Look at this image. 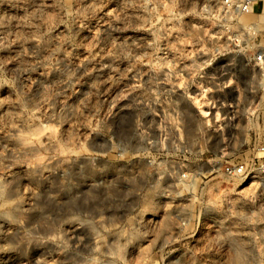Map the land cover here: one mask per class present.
Segmentation results:
<instances>
[{
    "label": "clouds",
    "instance_id": "obj_1",
    "mask_svg": "<svg viewBox=\"0 0 264 264\" xmlns=\"http://www.w3.org/2000/svg\"><path fill=\"white\" fill-rule=\"evenodd\" d=\"M35 2L23 0L29 7ZM71 3L56 0L69 17L84 15L80 9L73 13ZM187 4L188 0H126V9L149 14L145 25L155 39L145 48L153 53L145 50L134 56L139 44H117L112 39L107 55L146 62L156 73L169 71L163 79L141 77L112 102L104 119H99L100 101L92 104L91 94L79 103L68 102V90L79 83L77 73L83 65L61 67L55 50L44 59L26 49L11 60L0 59V89H11L16 97L0 99V108L5 104L13 108L0 116V131L10 129L13 142L11 148L0 146V248L28 257L30 264H143L148 256L152 264H163L165 257L169 264H189L187 252L169 255L166 249L194 236L202 242L198 249L202 254L193 252L191 257L194 264H264V231L256 227L264 224V0H203L202 5L194 0L190 9ZM45 6L41 3L29 15L43 19ZM89 8L95 10L94 5ZM188 16L199 18V26L184 25ZM185 27H191L186 35L199 47L178 59L191 64L180 68L176 59L170 62L166 57L154 63L155 53L161 51L159 42ZM100 35L98 31L97 42ZM20 39L0 37V50ZM13 61L16 66L10 68ZM40 68L43 78L33 79ZM53 72L59 75L58 83L51 82ZM192 85L200 89L202 99L204 93L219 89L225 115L212 123L193 113L187 103L195 100L189 93ZM120 100L129 103L116 111ZM74 121L92 129L82 146L75 128L62 148L56 146L61 141L51 137L43 143L29 136L36 127H63ZM206 152L212 153L209 171L203 162ZM136 155L146 163H132ZM226 158L232 161L231 171L215 167ZM212 171L219 183L205 184L204 177ZM222 183L228 185L225 199L238 185H245L238 195L253 219L239 233L209 232L201 218L203 209L213 211L205 189ZM168 197L189 202L178 206L181 221L187 222L161 223L160 209ZM239 202L228 200L233 208ZM192 216L201 220L203 235L199 228L193 233ZM173 227L179 230L174 232Z\"/></svg>",
    "mask_w": 264,
    "mask_h": 264
},
{
    "label": "rangeland",
    "instance_id": "obj_2",
    "mask_svg": "<svg viewBox=\"0 0 264 264\" xmlns=\"http://www.w3.org/2000/svg\"><path fill=\"white\" fill-rule=\"evenodd\" d=\"M40 2L46 5L43 11L47 15L43 19L29 15L36 11L41 4ZM193 2L194 0H188L186 7L190 9ZM125 3L126 0H72L71 11L77 13L78 9L84 10V15L76 14L69 17L65 9L56 4V0H36L35 5L31 7L25 5L23 0H0V37H6L7 40H16L18 36L22 37L10 47L0 50V59L11 60L25 49L28 51L35 50L37 52L36 58L44 59L55 50L56 60L63 62L61 67L67 65L76 68L83 65L77 73L79 83L76 84L74 89L68 90V102L79 103L91 94L92 104H95L97 100L100 101L102 107L99 119H104L112 102L126 89L134 85L137 80H140L141 77L144 81H147L152 75H158V78L163 79L164 74L169 71L168 68H163L159 73H156L150 71L146 62L137 63L135 60L130 61L123 56L117 59L107 55L112 50V39H115L117 44H123L124 42H127L128 45H133L134 42L139 44V48L133 49L134 56L143 55L145 50L149 55L153 53L152 48H145L155 39L149 30V26L145 25V20L150 19L149 14L144 12L143 9L138 10L131 7L126 9ZM199 3L202 5L203 0H199ZM90 5H94L95 10L90 9ZM117 16H119L118 19ZM174 23L176 22L173 21L172 24ZM183 23L184 25L195 24L199 26L200 21L199 18L188 16L184 18ZM172 24H166L165 27L171 28ZM98 31L101 33L99 42L95 39ZM191 31V27H185L183 32L173 31L166 39H162L159 42L161 51L155 53L154 63L157 58L166 57L170 62L176 59L180 68H183L185 64H191V60L184 59L181 62L178 59L183 54L194 53L196 48L199 47L194 38L186 35ZM215 31V29H212L213 33ZM161 35L164 36L166 33L162 32ZM33 37H38V39ZM203 39L207 41L208 36L205 35ZM185 40L189 42L185 43ZM27 59L31 58L27 57ZM15 66V61L9 65L10 68ZM85 69H88L90 74L85 75ZM115 69H119V71ZM145 73L147 75H144ZM43 75L44 69L40 68L39 73H34L32 78L36 79L37 76L43 78ZM58 81L59 75L53 72L51 82L58 83ZM223 82L222 80L218 81V83ZM93 85L97 87H93ZM168 87H171V85ZM205 87H209V85H205ZM224 91H227V89ZM0 92L4 93V99L11 98L15 100L16 98L11 89H0ZM199 92L200 89L195 85L190 86L189 93L195 97V100H189L187 103L193 113L199 116L200 119H205L207 113H202V110L209 109L212 102L218 101L220 103L223 99V93L219 89H214L211 92L204 93L202 99L198 95ZM133 95H136V93H133ZM128 103L129 100H120L116 106V111L121 110ZM89 115V109L85 108L84 117ZM92 124L95 126L96 121L93 120ZM25 126L22 125V127ZM50 128L53 142L61 141L60 144L56 145L61 148L63 143L73 136L72 130L74 128L76 129L75 134L81 141V146L88 140V133L92 131L88 128L86 122L80 123L78 121H74L71 125ZM25 130L27 131V126ZM39 133L36 130L30 132L29 136L30 138L35 137L39 141ZM104 135L107 138L108 134L104 133ZM1 136L8 137L3 131H0ZM0 146L11 148L13 142L7 138L6 141H0ZM247 151L248 148L245 145L244 152ZM41 159H43V156H41ZM205 159L203 157V162L206 161ZM141 160L146 163V158L139 155L131 158V162L134 164L139 163ZM173 199L177 198H166L163 207L160 209L161 223L168 219L175 221V214L179 211L177 209L178 202L176 200V204H173ZM187 204L184 203L179 207H186ZM173 231L176 232L175 227H173ZM166 251L169 255H176V245L169 247ZM1 261L5 264H30L28 257L22 259L19 254L7 247L0 248ZM188 261L189 264H194L193 261ZM143 264H152V258L150 256L145 257ZM163 264H169L167 257H165Z\"/></svg>",
    "mask_w": 264,
    "mask_h": 264
},
{
    "label": "built area",
    "instance_id": "obj_3",
    "mask_svg": "<svg viewBox=\"0 0 264 264\" xmlns=\"http://www.w3.org/2000/svg\"><path fill=\"white\" fill-rule=\"evenodd\" d=\"M215 103L217 105V108L220 109L219 115L217 113V108H213L210 105V108L206 110V118L208 121L212 120V123H215L216 120L220 118V116L225 115V112L223 108L221 107V103L212 102L211 104ZM204 118V117H203ZM215 142V141H214ZM231 151V149H229ZM204 158H206L204 163L207 165V161L209 159H212V153L206 152L204 153ZM226 163L223 165H216L215 167H221L226 168L229 171H231L232 161L228 160L226 158ZM253 165L258 166L260 163V160L257 159L252 162ZM212 165H207L205 171L212 170ZM255 175V170L252 173ZM217 176V173L215 171H212L211 176H205L204 181L205 184L215 185L218 182V180L215 178ZM228 185L226 183L220 184L219 187H210V189H205L209 195L205 198L209 200L208 208H211L213 211L209 213L208 209L205 208L201 211L200 215L203 220L204 225H206L207 230L209 232H220L224 233L227 232H237L239 233L241 230H243L246 226V223L248 220L253 219L251 216V213L248 212V209L244 206L243 201L239 197L240 188L245 186L244 184L238 185L235 189V192L229 193L228 198H224V191L225 188ZM201 187H204V184L201 185ZM212 198H215V202H212ZM236 199L240 201L235 205L233 208L229 203L228 200ZM177 200V205H183L184 203H189L187 200L181 201L179 198ZM178 209V208H177ZM178 212V211H177ZM187 215V214H185ZM192 230L193 233L196 232L197 228H199L200 234L203 235L204 228L199 227L201 220L197 219L195 216H192ZM175 221H181L180 213L175 214ZM213 221H215V224H213ZM181 222H187V221H181ZM257 231H264V224H259L256 226ZM176 232L179 230L177 227H175ZM202 243V242H201ZM201 243H198L194 236H189L186 240L176 243V255H182L185 252L188 253L186 259L191 260V257L193 255V252L197 256L201 255L202 253L198 251L201 247ZM191 250V251H189Z\"/></svg>",
    "mask_w": 264,
    "mask_h": 264
},
{
    "label": "bare ground",
    "instance_id": "obj_4",
    "mask_svg": "<svg viewBox=\"0 0 264 264\" xmlns=\"http://www.w3.org/2000/svg\"><path fill=\"white\" fill-rule=\"evenodd\" d=\"M41 3V2H40ZM87 3V2H86ZM79 64V63H78ZM0 99H4V93H1L0 92ZM11 111H13V108H12V106L11 105H8V104H5L4 105V107L3 108H0V116H3L5 113H7V112H11ZM199 113V112H198ZM202 113H207L206 111H203L202 110ZM205 115V114H204ZM202 116V115H201ZM201 118H203V117H201ZM37 124H39V123H37ZM26 127V126H25ZM0 128H3V125H1V127ZM36 130H38V133H39V131H40V137H39V141L40 142H43V143H47V141H48V138L49 137H52L51 135V128L50 127H43V128H40V127H36V128H34L31 132H34V131H36ZM10 131V129H8V128H4V130H3V132L8 136V132ZM11 131H13V132H15V130L13 129V130H11ZM34 136V135H33ZM54 136V135H53ZM7 138H9V136L8 137H0V141H6L7 140ZM6 143V142H5ZM1 260H2V257H1ZM4 260V259H3ZM0 264H5V262H0Z\"/></svg>",
    "mask_w": 264,
    "mask_h": 264
}]
</instances>
